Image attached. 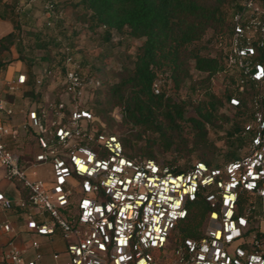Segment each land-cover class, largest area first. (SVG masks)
Listing matches in <instances>:
<instances>
[{
	"label": "built area",
	"instance_id": "1",
	"mask_svg": "<svg viewBox=\"0 0 264 264\" xmlns=\"http://www.w3.org/2000/svg\"><path fill=\"white\" fill-rule=\"evenodd\" d=\"M44 8L50 12V2ZM227 39L224 63L237 76L236 92L244 94L250 84L256 91L242 153L216 167L197 161L177 172L175 165L125 156L117 135L94 129L86 102L100 82L82 73L68 48L62 51L63 71L47 68L32 85L37 93L49 79L61 94H41L34 109L23 110L21 124L10 121L13 108L0 98L7 117L0 119V167L6 180L23 188L17 205L26 229L60 235L66 259L53 253L55 264H264V61L258 60L264 58V0L240 1ZM26 85L27 77L19 75L6 83L5 93L15 95ZM239 105L237 95L229 99V106ZM112 117L120 121L121 109ZM22 134L37 147L23 151V159L7 146ZM45 164L50 180L38 179L35 171ZM198 199L209 213L196 238L181 239L178 224ZM12 206L0 191V207ZM30 247L36 251L32 260L11 247L4 263L41 264L38 241Z\"/></svg>",
	"mask_w": 264,
	"mask_h": 264
},
{
	"label": "trees",
	"instance_id": "2",
	"mask_svg": "<svg viewBox=\"0 0 264 264\" xmlns=\"http://www.w3.org/2000/svg\"><path fill=\"white\" fill-rule=\"evenodd\" d=\"M240 1H78L80 18L90 31L101 30L106 39L115 31L139 41L130 67L124 68L117 82L106 89L102 103L121 108V125L127 128L126 135L109 133L117 135L121 140L125 156L161 161L154 153V147H160L162 152L176 157L196 154L199 162L210 167L220 164L217 161V148L208 138L209 130L218 126L219 109L229 103L236 91L226 88L222 94L217 95L211 90L213 77L228 69L224 63V52L203 54L196 44L208 30L215 36L228 37L230 16L239 8ZM11 17L14 29L0 38V54L9 52L21 39L18 21ZM60 56L62 59V52ZM258 60L264 61V58L259 56ZM55 64L50 66L54 67ZM1 65L3 63L0 62ZM58 68L63 71L62 61L54 69ZM81 71L84 73L82 67ZM193 73L198 75L194 76ZM160 78L164 84L171 85L172 93H167L164 88L157 89L156 82ZM230 84L234 86L233 78ZM185 85L191 95L200 93L201 98L181 99L178 92ZM253 91L256 89L250 84L246 92L238 97L240 105L234 107L236 117L220 139L228 147L227 151L221 153L224 162L239 157L238 149L243 143L244 127L241 118L249 114L247 106ZM261 91L264 103V87ZM25 93L29 94L31 101L35 97L33 103L39 102L41 93H35L33 88ZM86 104L88 106V101ZM88 109L93 116L105 117L107 112L102 107L96 108L95 113L89 106ZM101 131L104 128H99ZM182 170L178 167L176 169L177 172ZM208 213V205L204 200L198 199L191 203L187 217L178 224L177 236L181 239L196 238Z\"/></svg>",
	"mask_w": 264,
	"mask_h": 264
},
{
	"label": "rangeland",
	"instance_id": "3",
	"mask_svg": "<svg viewBox=\"0 0 264 264\" xmlns=\"http://www.w3.org/2000/svg\"><path fill=\"white\" fill-rule=\"evenodd\" d=\"M79 0H0L5 8L12 7L10 16H13L19 24V31L21 35V44L23 45V62L27 66H31L30 61H33L35 65L40 69V73L45 69L51 67L56 68L62 61L61 52L66 48L71 50V53L75 59L80 63L85 75L92 76L99 80L100 86L95 89L93 95H87L88 106L95 113V109L102 107L107 109L105 117L94 116V129L99 131V128H104L105 132H112L115 134L126 135V129L121 125V121H115L112 114L115 113L120 107H110L106 104H102L104 96L106 95V89L117 82L121 71L130 67V61L133 58L136 48L139 45V41L128 38L124 34L112 31L110 38L106 39L105 34L101 30L90 31L85 24L82 23L80 18L81 9L78 7ZM46 2H50L52 9L50 12L44 8ZM1 5V6H2ZM59 13L61 15L57 18ZM226 36H215L211 30H208L203 38L196 44L201 49L203 54L215 55L218 51H225L227 47ZM50 60V61H49ZM55 61V66L52 65V61ZM194 76L198 74L193 73ZM234 79V86L229 85L230 79ZM236 79L237 76L231 70L227 69L225 73L217 74L212 79L211 90L219 95L228 88V90L236 91ZM163 79H159L157 84L158 88H164L167 93L170 91L171 85L169 83L164 84ZM33 85V80L31 81ZM36 88V87H34ZM187 85L178 92V96L181 99H198L201 98V94L196 96L190 94V90L187 89ZM56 84L49 79H43L42 85L38 87L39 93L43 96L47 95L53 98L55 94H61V91H55ZM255 91L249 95L248 112L241 118L244 126L252 123L250 115L251 101ZM238 97L241 94L235 92ZM28 105H31L34 100L31 101L29 94L24 95ZM23 100V96L20 98ZM31 102V103H30ZM27 107L24 109L26 112L28 109H34ZM236 117V109L229 106V103H225L218 112V126L209 130L208 138L213 141L216 146L217 161L224 163V157L221 153L228 150V147L220 140L224 137L225 132L232 126L233 120ZM228 119L229 121H226ZM23 120H25V114L23 113ZM243 139V138H242ZM10 143V141L8 142ZM19 140L15 143L18 144ZM23 148L27 153H34L37 151L34 138H28L23 141ZM222 152H218V150ZM154 153L158 160L164 161L168 164L175 165L180 169L186 170L193 163L198 161L196 154H191L187 157H181L179 155L174 156L171 153L162 152L160 147H154ZM242 151H238L241 154ZM179 156V157H178ZM176 158V160H175ZM38 179L50 180L51 167L48 164L41 165L35 169ZM64 259H66V255ZM63 259V260H64Z\"/></svg>",
	"mask_w": 264,
	"mask_h": 264
},
{
	"label": "crops",
	"instance_id": "4",
	"mask_svg": "<svg viewBox=\"0 0 264 264\" xmlns=\"http://www.w3.org/2000/svg\"><path fill=\"white\" fill-rule=\"evenodd\" d=\"M1 5L2 4H0V38L14 29L12 17L10 16L12 7L5 8ZM60 15L61 13L55 17L58 18ZM21 42L23 41L20 39L10 48L9 52L0 54V62L3 63V65L0 66V98L6 101L7 107L13 108V115L10 121L17 125L23 122V110L33 105V102L31 105H28V102L25 100L26 98H24V93L33 88L31 81L40 74V69L33 61L29 60L31 63L30 67L23 62V45ZM51 61L52 64L55 63V61ZM19 75H25L27 77V85L24 90L22 89L20 93L15 95L6 94V83L15 80ZM33 89L36 90L35 88ZM22 96L23 100H20ZM0 119L7 121L6 115L2 112H0ZM18 140V144L15 145L10 142L7 143V146L23 159V151L26 152L25 148H23V134ZM0 191L13 203V206L9 210H3L0 207V264H5L3 254L11 247L19 250L22 257L24 253V259L26 261L32 260L36 252L30 247V242L33 240L38 241L40 245L39 251L43 255L41 264H55L52 259V254L56 252L61 253L60 260H63L64 255L62 253L64 243L58 232L51 236H39L26 229L23 209L17 205L20 199L23 198V188L18 182L6 180L2 167H0ZM4 225L9 226L8 231L3 229Z\"/></svg>",
	"mask_w": 264,
	"mask_h": 264
}]
</instances>
